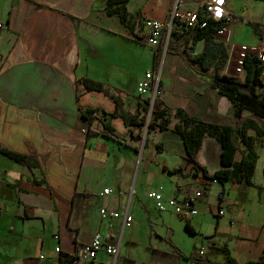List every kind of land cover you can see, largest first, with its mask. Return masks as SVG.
<instances>
[{
	"label": "crops",
	"instance_id": "obj_1",
	"mask_svg": "<svg viewBox=\"0 0 264 264\" xmlns=\"http://www.w3.org/2000/svg\"><path fill=\"white\" fill-rule=\"evenodd\" d=\"M205 1L0 0V149L7 151L0 153V264H62L98 232L119 255L101 251L79 264H224L225 249L239 263L261 258L264 134L248 130L259 156L252 183L213 182L203 167L208 175L229 167L221 162V143L206 135L199 164L189 163L178 133L149 128L150 96L137 90L145 75L132 85L126 77L137 51L155 52L146 72L158 69L164 53L156 104L171 110L172 127L183 109L206 123L238 127L253 119L264 131V118L246 109L238 120L232 100L213 86L215 74L237 76L238 44L264 40V0H226L227 34L214 37L228 55L225 64L217 57L206 68L193 60L205 39L182 46L174 39L169 50L167 33L161 46L147 41L148 20L175 24L176 2L186 11L202 9ZM96 58L97 77L91 71ZM110 128L124 141L107 136ZM160 187L179 198L204 190L195 201L199 213L187 219L157 210L148 193ZM104 207L119 216L103 218ZM127 211L131 226H125ZM180 219L191 237H176Z\"/></svg>",
	"mask_w": 264,
	"mask_h": 264
},
{
	"label": "trees",
	"instance_id": "obj_2",
	"mask_svg": "<svg viewBox=\"0 0 264 264\" xmlns=\"http://www.w3.org/2000/svg\"><path fill=\"white\" fill-rule=\"evenodd\" d=\"M127 0H110L111 4H124ZM115 11V10H114ZM225 25L223 21L216 22L208 19V24L205 26L197 25L195 27H186L184 23L175 20L171 31V38L168 43V50L172 47L173 40H181L182 45H186L189 40L197 42L205 39L206 45L204 50L195 56V62L208 68V65L213 62V59L219 57L221 62H227V53L220 43L214 41L217 35V30ZM185 37V40L182 39ZM260 69L254 62L249 61L247 65V73L244 82H241L236 77H231L222 74H215L213 77V86L218 90L222 96H226L232 100L234 107V115L238 120L242 119L243 112L246 109L253 111L256 116L264 118V91L261 90L263 86L260 75ZM238 76V75H237ZM154 114L148 122L150 129L158 128L163 131L174 130L182 138L187 152V160L189 163L199 164L197 154L203 145V139L206 135L215 137L222 145L221 162L224 166H229L223 169L216 170L212 175L207 174V170L203 167L204 172L209 178H218L220 182L230 179H236L240 182L252 183V178L257 166L258 154L254 145L252 135L248 133L250 128L257 131L258 134H264V131L253 121V119L244 120L238 127L231 125H221L217 123H206L205 121L190 116V114L178 109L175 113L179 117L180 123L174 127L171 126L172 112L170 109L157 107L156 102L154 106ZM87 118H92L89 113L84 114ZM91 116V117H90ZM107 136L124 141L119 136L114 135L110 128ZM237 136V140L235 138ZM238 141L240 143H238ZM242 152V159L237 161V152ZM0 153H7L6 150L0 149ZM17 161L25 162L28 160L27 156L17 154L16 152H8ZM189 227V225H188ZM228 256L224 264H264V252L261 258L254 262L239 263L230 254L228 249H225ZM75 256H71L62 261V264H73Z\"/></svg>",
	"mask_w": 264,
	"mask_h": 264
},
{
	"label": "built area",
	"instance_id": "obj_3",
	"mask_svg": "<svg viewBox=\"0 0 264 264\" xmlns=\"http://www.w3.org/2000/svg\"><path fill=\"white\" fill-rule=\"evenodd\" d=\"M202 9L199 10H180L179 2L175 3V8L173 9V20H177L181 23H184L186 27H195L197 25L205 26L208 24V19H212L216 22L223 21L225 25L220 27L216 34L217 35H226L227 34V21L230 20V12L227 7L226 0H206L202 3ZM173 23V22H172ZM172 23L161 22L159 20H148L146 25L150 29V36L147 39L149 44L155 46H161L165 34H168V39H166L165 47L168 45L172 31ZM3 21H0V27H4ZM228 38V42H230ZM238 46V53L234 59V73L236 75H242L247 73V65L249 61L255 63V65L260 69V79L263 84L260 91H264V40L258 42H241ZM163 68L157 70H150L145 73L144 78L140 81L137 90L140 95L150 96V114L154 113L155 102L161 98L163 95L162 88V79L161 72ZM213 182H220L218 178H212ZM105 194H110L111 190L109 188L104 189ZM204 190H197L194 196L179 198L178 196H169L166 197L163 192V187H160L159 190H151L148 193V198L153 200L155 203L156 209L165 212L172 210L173 213L183 217L191 218L192 216L199 213V209L195 204V201L203 197ZM224 193H220L219 196L222 198ZM100 214L103 218L107 216L117 217L119 216L118 212H109L107 208H102ZM225 211L220 210V215H224ZM133 221L132 215L127 211L125 213V226H131ZM56 238H59V235L56 234ZM57 252H61L59 246L56 247ZM105 251L110 255L118 256L119 247L115 245H109L103 239L102 233L98 232L94 236L91 242L83 244L77 254H75L73 259V264H79L81 261H86L90 258H96L97 255ZM199 253L204 256L206 254V248L201 247ZM45 258V254H41L39 259Z\"/></svg>",
	"mask_w": 264,
	"mask_h": 264
},
{
	"label": "rangeland",
	"instance_id": "obj_4",
	"mask_svg": "<svg viewBox=\"0 0 264 264\" xmlns=\"http://www.w3.org/2000/svg\"><path fill=\"white\" fill-rule=\"evenodd\" d=\"M153 54H155L154 50L152 49H148L144 51H137L136 52V60L134 61V63L132 64H127V68L128 70H126V74H127V79H128V82L130 85L133 84L134 80L141 74V75H145V72L148 68H146V60L150 58V68H152V60H153ZM141 59V61H139L138 59ZM164 53L159 55V58H158V62H159V67L158 69H161L163 68V63H164ZM91 67V65H90ZM102 65L100 64V59H94L93 62H92V73H94L93 75L94 76H102ZM236 78H238V80L240 81H245V78L243 77H238L236 76ZM157 104H156V108H157ZM155 110V109H154ZM154 114V113H153ZM235 138L237 140V136L235 135ZM137 180V179H136ZM136 180H134V186L136 184ZM176 216V215H175ZM177 218H179L178 216H176ZM183 221V223H176L174 224V226L176 227V237L177 238H182L183 235L187 236V237H191L190 234H188L189 232H187V228H186V221L185 219H180ZM195 259V258H194ZM199 260V259H197Z\"/></svg>",
	"mask_w": 264,
	"mask_h": 264
},
{
	"label": "bare ground",
	"instance_id": "obj_5",
	"mask_svg": "<svg viewBox=\"0 0 264 264\" xmlns=\"http://www.w3.org/2000/svg\"><path fill=\"white\" fill-rule=\"evenodd\" d=\"M172 28H173V24H172ZM169 42V41H168ZM240 76V75H239Z\"/></svg>",
	"mask_w": 264,
	"mask_h": 264
}]
</instances>
